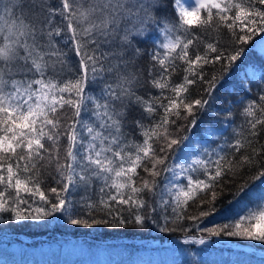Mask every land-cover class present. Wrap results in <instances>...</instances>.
<instances>
[{
  "label": "snow or ice",
  "instance_id": "1",
  "mask_svg": "<svg viewBox=\"0 0 264 264\" xmlns=\"http://www.w3.org/2000/svg\"><path fill=\"white\" fill-rule=\"evenodd\" d=\"M165 3L59 0L53 6L51 0H0V220L7 215L17 222L41 221L63 213L71 225L134 224L142 228L150 221L160 231L169 232L178 230L169 223L199 222L215 211L217 193L213 191L208 211L185 217L184 210L197 192L210 187L191 175L186 185L173 184L168 189L170 199L161 197L159 205L146 200L143 193L156 194V178L169 171L168 153L188 138L177 135L182 129L171 131L181 113L194 126L196 113L208 104L203 97L189 102L190 87L202 84L211 97L233 62L244 54V46L264 33V0H175L179 17L173 20L158 15ZM157 24L163 39L151 53L150 83L159 94L146 99L138 94L143 85L136 61L143 50L135 40ZM196 28L204 35H197ZM209 29L216 37H211ZM225 29L230 37L227 47L222 44ZM69 52L78 57L75 67ZM217 64L220 74L213 71L209 76L205 66ZM178 70H182L180 82L175 80ZM106 73L111 82H105L99 94L90 93L91 86ZM240 103L243 115L251 118L245 126L255 138L264 131V87L254 99ZM65 106L72 112L66 124L58 116ZM134 106L143 113L134 121L140 140H129L123 131ZM82 113L90 115L84 119ZM237 135L240 138L230 145L237 151L252 142L243 131ZM62 137L67 141L63 162L59 154ZM161 141L163 155L158 156L155 145ZM45 142L55 151L46 148ZM223 160L221 156L216 161L194 163L205 169L214 186L223 175ZM45 161L46 166L54 165L56 175L51 178L59 186L47 193L42 188ZM209 163L215 165L214 174ZM242 163L252 161L244 156ZM141 168L150 179L142 178L138 185ZM260 178L264 171L252 179ZM94 187L98 189L95 200L89 195ZM72 188L86 193L75 204L67 195ZM247 188L246 182L236 193ZM202 231L208 237L224 235L264 243V199L234 223ZM188 240L203 245L206 237L189 236Z\"/></svg>",
  "mask_w": 264,
  "mask_h": 264
},
{
  "label": "trees",
  "instance_id": "2",
  "mask_svg": "<svg viewBox=\"0 0 264 264\" xmlns=\"http://www.w3.org/2000/svg\"><path fill=\"white\" fill-rule=\"evenodd\" d=\"M51 2L53 6H58L59 0H51ZM158 15L169 20L178 19L179 11L175 0H166V3L159 8ZM159 29V24L153 25L145 37H138L135 40V44L143 50V54L136 61V68L142 72L140 83L143 85L138 94L146 99L150 95L159 94V90L153 88L150 83L152 78L150 68L154 63L151 60V53L155 50L154 45H158L163 39ZM193 31L197 35H204L201 29L196 28ZM208 32L212 38L217 35L211 29ZM262 34L258 33L244 46V54L233 62L232 67L223 76L211 97L204 93L205 86L202 84L190 87L189 102L203 97L208 100V104L205 110L196 113L197 122L194 126H190L191 118L189 117L186 121L183 119V112L181 113V118L176 121L171 131L175 133L177 128L182 129L177 135H186L188 138L176 147L174 152L168 153L166 164L169 171L161 172V175L156 178L158 181L156 194L153 196L148 192L143 193L146 200L155 201L156 205H159L161 197L165 200L170 199L168 189L173 184L186 185L187 177L191 175L194 180H205L210 187L197 192L196 197L188 203L184 210L185 217L198 216L200 212L208 211V202L212 200L213 191L217 193L214 201L215 211L199 222L185 219L179 225L169 223V227L178 229L169 232L160 231L159 227L150 221L142 228L134 224L86 227L69 224L67 216L63 213H55L52 217L41 221L21 222L9 220L5 215L4 219L0 220V264H264V251H257L258 248L264 249V243L221 235L219 237L226 238L225 241L229 243L205 242L201 245L190 240L186 243V240L180 238L184 234L208 235L202 231L203 228L234 223L236 219L246 214L242 211H234L233 206L236 203L245 202L249 198L253 201L254 207L252 208H256V205L262 201L251 198L250 194L254 190L256 192L259 186L264 187V178L252 179L260 171H264V131H261L255 138L249 135L245 122L251 118L243 115V105L240 103L241 100L246 104L254 99L259 88L264 87V80L261 79L264 76V54L255 46ZM221 35L222 44L227 47L230 41L227 30H223ZM205 39L211 42L208 36H205ZM69 57L75 67L78 57L74 52H69ZM249 65L255 66L256 69L259 68L260 73L257 75L249 73L246 70ZM205 69L209 76L213 71L217 75L220 74L219 64L214 68L212 65H207ZM181 77L182 70H178L175 80L180 82ZM105 82H111L107 73L103 78L97 79L89 92L99 94ZM160 112L162 115V110ZM89 115L90 113H82V118L87 119ZM142 115V110L138 106L128 111L123 131L128 135L129 140L141 139L140 129L134 121L141 119ZM58 116L66 124L72 112L65 106L58 112ZM257 116L259 117V113ZM172 118L175 119V117ZM241 131L244 137L252 142L245 143L237 151L230 145L240 138L237 133ZM81 134L86 137L84 132ZM162 143L163 141L155 145L158 156L163 155L159 151ZM45 146L52 148L50 142H45ZM66 147V137H62L59 146L62 162ZM52 150L55 151L54 148ZM221 156L224 157L221 161L223 175L213 186L207 179L205 169L194 162L197 160L216 161ZM244 156L249 157L252 163H242ZM46 165V161L42 162V179L45 180L42 188L47 193L49 188L59 186L51 178L56 175L54 165ZM148 166H151L150 163ZM228 166L231 170H228ZM209 168L214 174L215 165L209 163ZM138 172L140 177L137 179L138 185L142 178L150 179L142 168L138 169ZM246 182L247 190L236 193V190ZM97 191L98 189L94 187L89 193L93 200L96 199ZM67 195L75 204L86 193L82 188H72ZM257 196L264 199L261 194ZM144 211L147 213L148 208ZM160 223L163 224V220ZM179 228L186 231H181ZM172 236L178 238L173 239ZM154 238L159 242L151 243L150 240ZM233 241L248 243L255 248L235 247L231 243ZM113 255H116L118 259L115 260Z\"/></svg>",
  "mask_w": 264,
  "mask_h": 264
},
{
  "label": "rangeland",
  "instance_id": "3",
  "mask_svg": "<svg viewBox=\"0 0 264 264\" xmlns=\"http://www.w3.org/2000/svg\"><path fill=\"white\" fill-rule=\"evenodd\" d=\"M187 6V5H186ZM262 37H264V33L260 36V38L257 40V42L255 43V46L257 47V49L258 50H260L263 54H264V39H262ZM246 70L249 72V73H251V74H255V75H257V74H259L260 73V69L259 68H257L256 69V67L255 66H247L246 67ZM257 190H256V192H255V190H254V192H252L251 194H250V197L251 198H254V199H256V200H262L261 198H259L258 196H257V194H261L262 195V198H264V187H262L261 188V186H259L258 188H256ZM257 201V202H258ZM252 207H254L253 206V201L252 200H250L249 198L245 201V202H241V203H236L234 206H233V209H234V211H242V212H247L246 210H248L249 208H252ZM233 211V212H234ZM236 218H238V217H236ZM22 236H24L26 239L28 238V237H26L25 235H22ZM189 236H191V237H195L196 239H199L201 236H204V237H206V242H214V243H222V242H224V243H229V241H225L226 240V238H221V237H219V236H211V237H208V235H202V234H184V235H181V239H184V240H188V237ZM173 237V239H177L178 237L177 236H172ZM190 241H194V240H190ZM150 242L151 243H158L159 242V240L158 239H151L150 240ZM235 247H244V248H246V249H253V248H255V246H251V245H247L248 243H242V242H239V241H233V242H231ZM242 243V244H241ZM257 251H259V252H263L264 251V249H262V248H258L257 249ZM122 256V255H121ZM121 256H118L119 258L121 257ZM113 258H115V260L116 259H118V258H116V255H113L112 256ZM120 260V259H119Z\"/></svg>",
  "mask_w": 264,
  "mask_h": 264
},
{
  "label": "water",
  "instance_id": "4",
  "mask_svg": "<svg viewBox=\"0 0 264 264\" xmlns=\"http://www.w3.org/2000/svg\"><path fill=\"white\" fill-rule=\"evenodd\" d=\"M242 244V243H241ZM247 245H251V244H247ZM252 246V245H251Z\"/></svg>",
  "mask_w": 264,
  "mask_h": 264
}]
</instances>
